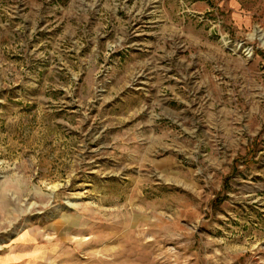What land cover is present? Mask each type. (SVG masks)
I'll use <instances>...</instances> for the list:
<instances>
[{
	"label": "rangeland",
	"instance_id": "rangeland-1",
	"mask_svg": "<svg viewBox=\"0 0 264 264\" xmlns=\"http://www.w3.org/2000/svg\"><path fill=\"white\" fill-rule=\"evenodd\" d=\"M264 264V0H0V256Z\"/></svg>",
	"mask_w": 264,
	"mask_h": 264
},
{
	"label": "crops",
	"instance_id": "crops-1",
	"mask_svg": "<svg viewBox=\"0 0 264 264\" xmlns=\"http://www.w3.org/2000/svg\"><path fill=\"white\" fill-rule=\"evenodd\" d=\"M25 260H27L25 258V255H21V254L0 256V264H20L24 262Z\"/></svg>",
	"mask_w": 264,
	"mask_h": 264
}]
</instances>
